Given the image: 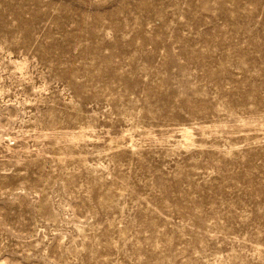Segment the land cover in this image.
Wrapping results in <instances>:
<instances>
[{
    "label": "rangeland",
    "instance_id": "rangeland-1",
    "mask_svg": "<svg viewBox=\"0 0 264 264\" xmlns=\"http://www.w3.org/2000/svg\"><path fill=\"white\" fill-rule=\"evenodd\" d=\"M0 264H264V0H0Z\"/></svg>",
    "mask_w": 264,
    "mask_h": 264
},
{
    "label": "bare ground",
    "instance_id": "bare-ground-1",
    "mask_svg": "<svg viewBox=\"0 0 264 264\" xmlns=\"http://www.w3.org/2000/svg\"><path fill=\"white\" fill-rule=\"evenodd\" d=\"M20 64H21V63H20ZM188 131H189V130H188ZM183 133H184V135H187V132L184 131ZM188 134H189V133H188Z\"/></svg>",
    "mask_w": 264,
    "mask_h": 264
}]
</instances>
